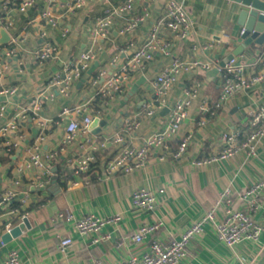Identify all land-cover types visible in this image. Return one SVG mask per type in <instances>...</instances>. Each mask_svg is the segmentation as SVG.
I'll return each mask as SVG.
<instances>
[{
	"label": "crops",
	"instance_id": "0c3cea01",
	"mask_svg": "<svg viewBox=\"0 0 264 264\" xmlns=\"http://www.w3.org/2000/svg\"><path fill=\"white\" fill-rule=\"evenodd\" d=\"M123 1L103 0L71 9L68 0H59L54 6L55 25H48L40 18V11L47 5V0H38L26 12L12 7L6 15L3 13L2 18L9 19L12 24L7 30L10 40L1 45L0 50L11 47L10 41L14 37L25 35V40L7 58L9 68L0 82V88H17L13 95L0 94V106L4 107L0 124L17 123V129L10 132V136H21L19 145L11 153L0 150V193L11 187L15 180L19 181L18 197L14 202L19 205L20 199L25 198L30 228H25L18 237L0 246V264H4L5 255L11 248L18 251L21 264H91L96 260L99 264H120L147 250L154 239L169 241L177 238L213 205L220 190L228 188L238 192L264 178V137L256 143L254 154L242 147L231 156L204 165L195 163L196 159L221 152L223 132L232 129L247 131V111L264 106L263 81L236 92L217 111L202 113L199 107L203 98L207 99L208 105L218 98L221 78L216 75L209 80L205 76L206 70L201 69L184 72L169 91V99L173 101L195 80L205 82L202 94L193 102L176 137L169 142L166 157L160 160L161 150L155 149L142 166L129 173L107 174L104 170V162L123 147L140 145L147 135L162 130L168 123L167 107L151 115L146 114L155 102L151 82L164 66L174 58L220 63L240 44L241 27L236 24L232 0H183L186 14L192 20L189 35L184 39L174 36L165 24L166 0L135 1L132 11L112 17L108 35L99 41L101 50L86 71L74 80L68 96H61L56 88L48 90L53 93V99L43 102L39 116L41 120L45 119V124L43 128L39 127L40 118L32 115L31 108L48 78L60 73L65 65L88 48L96 18L103 15L104 9ZM146 5L149 18L132 31L119 33L129 18L140 13ZM153 28L158 30L159 37L171 42V54L164 56L155 52L152 60L142 71L134 74L122 93L110 99L99 98L95 92L104 79L100 77L97 84H93L97 72L105 69L108 74L111 73L114 67L109 62L114 55L119 56V64L124 63L129 56L128 43L140 46L144 36ZM64 30H67L65 34ZM42 31L46 33L44 37L40 35ZM223 33L228 37H222ZM218 40L210 48L192 49L195 42ZM47 41L57 46V56L43 63L34 61L32 51ZM262 49L248 45L241 53L245 55V63H254L263 53ZM263 66L258 62L253 68L259 70ZM137 82L136 91L130 94ZM81 103H87L88 115L92 119L99 117L104 121L100 130L95 129L96 132L91 133L95 141H103L105 145L95 151L96 160L91 169L74 178L72 164H68L67 159L75 158L82 152L83 136L78 133L71 143H61L65 126L77 117L72 113L62 117L60 111L64 106L73 107ZM201 119L205 120L202 125L199 124ZM135 121L139 122L137 128L129 125ZM187 133L191 134L187 149L175 157L180 137ZM117 135L124 138L121 144L113 141ZM36 144L41 153L57 152L49 177L42 175L37 168L18 170ZM74 181L76 184H73ZM40 182L43 186L39 185ZM63 182L65 186L61 184ZM141 187L155 194L156 204L152 210L140 211L132 207V192ZM159 189L163 192H158ZM39 200L43 202L30 210V206L36 205ZM65 211L76 217L90 213L97 217L119 215L120 219L105 224L101 234L106 237L94 243L92 235L77 233L70 222L57 217L58 212ZM8 217L4 215L3 219ZM144 224H158V227L142 241H132L131 235ZM3 232L0 226V236ZM66 235H70L72 245L61 251L58 242ZM260 243L259 251L248 243L239 244L231 250L218 241L213 226L207 224L199 236L190 240L185 258L177 264H254L264 249V230Z\"/></svg>",
	"mask_w": 264,
	"mask_h": 264
},
{
	"label": "built area",
	"instance_id": "2783aa9c",
	"mask_svg": "<svg viewBox=\"0 0 264 264\" xmlns=\"http://www.w3.org/2000/svg\"><path fill=\"white\" fill-rule=\"evenodd\" d=\"M102 1L68 0V6L71 9H80L85 5ZM135 1L137 0H124L117 6L104 9L103 15L96 18L95 28L91 33L88 48L81 52L77 59L65 65L60 73L52 74L48 78L44 90L39 93L38 99L31 108L33 116H39L43 102L52 101L53 93L48 91L50 88H56L57 92L63 97L68 96L74 80L78 79L86 71L90 62L95 58L96 53L101 50L102 47L99 41L108 35L112 17L132 11ZM139 1L150 2L153 0ZM37 2L38 0H1L0 13L3 12L6 15L12 7H15L20 12H26L34 7ZM58 2L59 0H47V5L40 11V18L48 25L56 24L54 6ZM149 16V8L146 5L140 13L129 18L124 27L119 30V33L124 34L132 31L138 24L146 21ZM164 19L167 28L174 36L179 39L188 37L192 27V20L186 14L183 0H166L164 2ZM11 24L9 19L4 18L3 21L0 19V27L6 31ZM242 30L241 28L240 33ZM66 32L67 30L63 31L64 34ZM40 35L44 37L46 33L42 31ZM222 37L227 38L228 35L223 33ZM24 40L25 35L14 37L10 41L11 47L0 50V82L9 68L7 58L16 51V46L24 42ZM219 41L195 42L192 44V49L194 51L207 49ZM127 48L129 49V56L124 63L119 64V56L114 55L109 62L114 67V70L108 74L105 69H101L93 79V84H97V80L100 77L104 79L95 92L99 98L110 99L116 94L122 93L134 74L142 71L152 60L155 52H159L164 56L171 54V42L159 37L156 28L147 32L140 46L135 47L132 42H129ZM58 52L57 46L47 41L32 51V58L38 63H43L50 58H55ZM262 52L252 64L245 63V55L243 54L233 56L222 66L218 61L212 60L200 61L194 59L184 61L178 58L172 59L153 78L151 88L155 96V102L146 111V114L151 115L167 107L168 123L162 130L147 135L140 145L123 147L118 154L107 159L104 162L105 172L107 174L114 172L129 173L133 169L142 166L155 149L161 150L159 151L160 160L166 157L169 142L176 137L179 128L188 117L189 109L192 107L193 102L200 97L205 86V82L195 80L191 86L183 90L182 94L171 101L169 99V91L173 85L179 82V78L184 72H188L191 69L204 71L213 66L219 69L221 72L220 93L215 102V108L219 109L236 92L249 89L264 81V66L259 70L253 68L254 64L258 62L264 64V49ZM16 91L17 88L15 86L0 88V94L13 95ZM199 110L202 113L210 111L207 99H202ZM3 111L4 107L0 106V120L3 117ZM71 113L77 118L70 120L65 126L61 143H71L76 139L78 133L83 136V144L80 145L82 152L75 158L67 159V163L72 164V176L77 178L91 169L92 164L96 160L95 151L104 147L105 143L103 141H95L91 133L90 124L92 118L88 115L87 103L77 104L73 107L64 106L60 111L62 117ZM39 118L38 125L43 128L45 119L41 120L40 116ZM204 123V119L199 121L200 125ZM246 124L247 131L232 129L223 132L221 134V152L210 155L207 158L196 159L195 163L204 165L214 160L231 156L242 147H245L250 154H254L256 143L264 137V106L250 108L247 111ZM129 125L137 128L139 122L135 121ZM16 129L17 123L15 122L0 124L1 152L9 154L19 145L21 136H10V132ZM190 139L191 134L189 133L180 137L177 151L174 153L175 157L186 151ZM123 140L124 138L120 135L115 136L113 139L116 144H121ZM56 156V151L41 153L36 144L29 151L27 158L18 170L37 168L42 175L49 177L52 174L51 166ZM73 184H76V181ZM39 185L43 186V182H40ZM18 186L19 181L15 180L11 187L4 189L0 193V226L4 232H9L13 227L18 226L22 219L29 214L25 198L20 199L18 206L12 205V202L18 197ZM158 192H163V189H159ZM131 204L136 210H152L156 204L155 194L147 188H137L132 192ZM4 215L9 217L4 220ZM57 217L70 222L77 233L86 236L92 235V242L94 243H98L106 237L101 234V229L105 224L116 222L120 219L119 215L97 217L90 213L76 217L69 211L58 212ZM207 224L213 226L218 241L227 248L233 250L239 244L248 243L256 251H259L262 246L260 237L264 230V178L252 182L238 192H233L228 188L220 190L213 205L187 226L177 238L169 241L154 239L147 250L138 256L127 258L120 264H177L185 258L186 247L190 240L199 236ZM157 227L158 224L141 225L131 235V240L134 242L142 241ZM71 245L72 239L70 235L59 239L58 248L61 251ZM3 262L4 264H21L18 251L14 248L9 249ZM91 264H99V262L96 260Z\"/></svg>",
	"mask_w": 264,
	"mask_h": 264
},
{
	"label": "water",
	"instance_id": "95a60500",
	"mask_svg": "<svg viewBox=\"0 0 264 264\" xmlns=\"http://www.w3.org/2000/svg\"><path fill=\"white\" fill-rule=\"evenodd\" d=\"M232 1L234 2L233 11L236 13V24L243 29L239 35L241 42L223 58L220 62L221 66L233 56L241 54L251 43L257 45H263L264 43V2L261 0ZM9 40L10 36L8 32L0 27V46L8 43ZM216 75L221 76V72L214 66L205 71V76L209 80ZM138 83L132 86L130 94L136 91ZM102 126H104V121L100 120L99 117H94L91 121L90 129L92 132H96L95 129L100 130ZM52 182L55 184V177L52 178ZM25 228H30L27 217H24L22 222L18 226L13 227L9 232L1 234L0 246L18 237Z\"/></svg>",
	"mask_w": 264,
	"mask_h": 264
},
{
	"label": "trees",
	"instance_id": "16d2710c",
	"mask_svg": "<svg viewBox=\"0 0 264 264\" xmlns=\"http://www.w3.org/2000/svg\"><path fill=\"white\" fill-rule=\"evenodd\" d=\"M2 17H3V12L0 13V19H1V21H3V18ZM250 46H252L253 48L254 47H260V48H263L264 49V47H263L264 45H256L254 43H251ZM263 49H262V51H263ZM217 99L218 98L214 99L212 102H209V108H210V110H215V111L218 110V109L215 108V102L217 101ZM61 184L65 186V182H63ZM42 202H43V200H39L36 205L30 206L29 209L30 210L33 209L34 207H36L37 205L41 204ZM12 205L18 206V203L12 202ZM263 263H264V249L260 252V254L258 255V258H257V260H256V262L254 264H263Z\"/></svg>",
	"mask_w": 264,
	"mask_h": 264
}]
</instances>
